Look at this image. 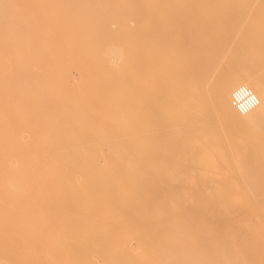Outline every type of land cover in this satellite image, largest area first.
Returning <instances> with one entry per match:
<instances>
[{
    "label": "bare ground",
    "instance_id": "6f19581e",
    "mask_svg": "<svg viewBox=\"0 0 264 264\" xmlns=\"http://www.w3.org/2000/svg\"><path fill=\"white\" fill-rule=\"evenodd\" d=\"M190 1L111 18L135 24L134 49L99 55L109 69L132 59L137 100L131 122L93 131L121 138L91 139L67 137L90 133L30 96L60 94L43 79L68 72L54 56L72 50L92 1L0 0V235L85 237L106 264H264V172L230 170L264 159V0ZM241 86L260 101L245 115L232 102Z\"/></svg>",
    "mask_w": 264,
    "mask_h": 264
},
{
    "label": "rangeland",
    "instance_id": "374dc122",
    "mask_svg": "<svg viewBox=\"0 0 264 264\" xmlns=\"http://www.w3.org/2000/svg\"><path fill=\"white\" fill-rule=\"evenodd\" d=\"M89 1L92 2H90L89 9L86 10L85 19L82 20V22H80V20L83 18L80 17L81 15L79 16L78 13L74 15L78 19L80 18L79 21H77V23L78 22L80 23L77 26H75V29L71 33V39L74 42V46L72 50L67 52L68 55L64 57L62 52L59 53L57 52L54 56L55 58L53 59V61L63 59L64 63L66 64V68L68 72L60 76H57L55 78L47 77L43 79L46 86L59 88L60 94L55 92V93L39 94L36 95V97L34 98L30 96L31 98L30 105L36 106L37 107L36 109L48 110V112H46L45 114L46 117H48V115L51 114L50 111L57 112L61 114V116L66 115L65 116L66 122L67 121L69 122L66 125H71V128H69L70 126H64L67 127L66 129L68 130L77 129V131L90 133V134L74 135V136L68 135L67 137L91 138V139H97L98 137H100L99 139L111 138V137L121 138V136L115 137V135L113 136H109L106 134L97 135V134H93V131H96L97 133H103L101 131L109 130L110 127L106 128L105 126L104 128H100L96 126L100 123L106 124L108 123L107 121H109L110 123H116V122L123 123L125 121L127 122L132 121V119H129L128 117L133 113L132 108L136 106V100H137L136 89L134 87V83H132L134 79L131 76L133 75L132 68L130 67V65H132V59H128L126 65L110 68L111 71H109L110 69L107 68L105 61L99 55V50L106 43H118L122 45L125 44L128 50L133 52L134 49L133 36H134L135 24L132 22L133 25H129L128 26L129 29L126 28V26L130 23L126 24L125 26L123 25L122 26L123 29L121 25L118 24L119 22H121L120 24H123L122 21L125 18L128 19L131 18L130 15L131 13H133V11L131 10H136L138 5L141 6L144 3H152L155 0H147V1L145 0V2H143V0H139L141 1L140 3H138L139 2L138 0H130V1L129 0H89ZM179 1L181 0H168V2H174V4H178ZM218 1L219 0H211L210 2L212 5L215 6V4L218 3ZM190 2H193V0H191ZM236 4L237 3H235V5ZM125 8L128 9L127 11H131V12H127ZM115 17L117 18L116 20L117 22L119 18L120 19L124 18V19L119 21L118 24H116L117 22L115 21V19H111ZM114 24H116L115 25L116 27L114 26ZM240 26H245V25L240 24ZM74 54L79 56H74ZM83 54H87V55H83ZM82 55L84 56V58ZM249 57L250 54L247 53V56H245L244 59L240 58V65H246L248 63V60H250ZM97 63L99 64L97 65ZM77 66H79V68H77ZM129 72L130 74H128ZM37 75H38L37 76L38 79L41 80L42 77H40V73H38ZM80 78H82L81 79L82 81L80 80ZM128 78L132 79V81L127 82L129 81ZM50 82H52L53 84H51ZM67 83L69 84V86L67 85ZM113 84H115L116 86H114ZM128 92L130 94H128ZM66 95H68V97ZM107 98L109 99V101ZM71 103L74 104L72 105V107L70 106ZM62 108L63 111L65 109L67 110L61 112L60 109ZM78 113L80 115L82 114V116L80 117ZM116 119H118V121ZM79 120L80 123L86 124V126L84 125L81 128L80 127L77 128L76 126H74L76 122L77 123L79 122ZM93 122L95 123L93 124ZM95 127H97L98 129H96ZM24 135H25L24 136L25 139H30L32 137L31 136L29 138L28 133H25ZM105 151H106L105 153H108L107 148H105ZM245 162L246 164H248V167H243L238 169L232 168L230 170L233 171L238 170L242 172H264V159L247 158ZM242 208L247 209L248 210V211L246 210L247 212H249L250 209H253L254 212L257 211L255 205L252 206V204L249 205L248 203L244 205V207L242 206ZM216 223L220 225V224H226L228 223V221L227 222L220 221ZM237 223L238 222H235L234 224ZM47 226H50V224H48ZM98 239L102 241H108V242L110 241L111 245L112 244L114 245V243L115 245L117 244V241L115 239H110V238H98ZM87 242H88V238L85 237L84 238L68 237L66 235L57 236L50 233H40V234H32V235L25 233L18 236H6L5 234H1L0 263L18 264V262L21 261L22 264H44L46 262H54V263L57 262V264L58 263L59 264H96L98 262L99 264H106V261L102 256H96L95 254H92V250H91L92 248L88 246L89 244H86Z\"/></svg>",
    "mask_w": 264,
    "mask_h": 264
},
{
    "label": "built area",
    "instance_id": "2783aa9c",
    "mask_svg": "<svg viewBox=\"0 0 264 264\" xmlns=\"http://www.w3.org/2000/svg\"><path fill=\"white\" fill-rule=\"evenodd\" d=\"M232 102L240 115H245L256 109L260 103L255 92L246 86L236 88L232 93Z\"/></svg>",
    "mask_w": 264,
    "mask_h": 264
}]
</instances>
